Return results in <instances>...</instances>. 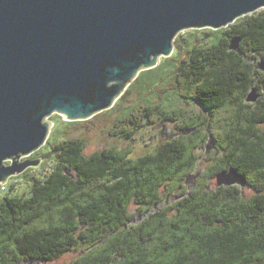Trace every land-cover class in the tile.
<instances>
[{
    "label": "trees",
    "instance_id": "16d2710c",
    "mask_svg": "<svg viewBox=\"0 0 264 264\" xmlns=\"http://www.w3.org/2000/svg\"><path fill=\"white\" fill-rule=\"evenodd\" d=\"M222 34L207 48L193 45L181 60L141 72L124 93L159 89L201 112L154 108L150 95L109 130L133 141L144 112L150 123L156 116L174 122L172 139L137 157L130 146L86 156L82 139L51 144L54 165L29 194L13 195L11 187L0 197V264H45L70 253L77 254L71 264H264V72L251 62L264 60V9ZM235 37L238 52L229 48ZM253 88L259 98L247 102ZM210 136L215 145L197 171V151ZM231 168L251 197L238 186H210Z\"/></svg>",
    "mask_w": 264,
    "mask_h": 264
},
{
    "label": "water",
    "instance_id": "95a60500",
    "mask_svg": "<svg viewBox=\"0 0 264 264\" xmlns=\"http://www.w3.org/2000/svg\"><path fill=\"white\" fill-rule=\"evenodd\" d=\"M261 9L264 0H0V185L40 164L21 159L47 143L51 116L91 119L171 57L180 32L217 31ZM258 98L253 88L247 102ZM214 145L210 136L206 152ZM214 181L246 186L233 168Z\"/></svg>",
    "mask_w": 264,
    "mask_h": 264
},
{
    "label": "rangeland",
    "instance_id": "374dc122",
    "mask_svg": "<svg viewBox=\"0 0 264 264\" xmlns=\"http://www.w3.org/2000/svg\"><path fill=\"white\" fill-rule=\"evenodd\" d=\"M227 29H229V27L217 31L211 29H190L182 31L174 41L175 47L171 57L163 58L160 61L175 63L181 60V58L185 57L186 52H188L193 47V45H195L197 48H207L216 38L223 37L222 32ZM175 49H179V53L176 57H174V54L176 52ZM251 62L259 63L261 62V58L256 57V59H252ZM166 75V73H161V78H165ZM152 91L153 90H151L150 88L147 90H142V92L136 89L131 90L129 93H127V95L123 94L124 96L122 95L123 97L121 96L112 108L96 114L89 120L77 121V124H68L66 122H63L59 118H57L59 116H56L57 114L51 116L48 119V121L52 123L48 138L49 141H47V143L43 147H41L38 151L34 152L29 157H23L21 159V161L27 159L40 160V164L37 167H31L27 169L19 176L9 178V180L4 185H0V189L2 188L0 197H3L4 193L11 189V187L13 188V192L15 193L13 195L26 196L29 194L33 180H41L42 178H44L51 171L54 165V153L51 149V144L53 143L58 144L72 139H82L85 142L84 154L86 156L110 147H117L119 149H122L124 147L130 146L132 148V157H137L143 155L145 152L152 151L157 145L175 137L179 132L177 131L174 122H164L156 116L153 119L151 118L152 123H150L149 120L144 117L146 115L144 112L137 113V116L140 117L137 119L139 120L142 127L136 131L135 135L133 136V141L112 137L110 135L109 130L112 129L117 118L121 114L126 113L128 107L145 105L144 99H149L150 95L153 96L152 98H150L149 105L154 108L159 107L161 110H169L168 106H170L171 108L182 107L189 112H196L197 114L201 112V107L195 105L191 101L187 103L186 101H183L178 97L176 98L175 96H171V94L162 95L159 89H156L153 92ZM155 94H159L161 98H158ZM62 119L65 121L64 118ZM190 133L191 131L181 132V134L183 135H188ZM212 150L213 149H211V151ZM202 152L203 155L201 154ZM206 153V148L197 151L198 155H202L200 156L198 165L196 167L197 171H200L201 169L203 170V168L207 164L206 157H208V155ZM9 163L10 161L7 162V164ZM23 174H25L26 176L23 177ZM187 186V189L189 188V190L193 188L194 185L191 179L188 181ZM210 186L213 188L216 187L214 183H211ZM243 193L246 198H249L253 195L254 192L250 188L245 187L243 188ZM130 212L136 213V207L134 205L130 207ZM142 218L143 216L140 214H137V216L135 217V219L137 220H141ZM76 257L77 254L70 253L55 262L45 264H71L72 260Z\"/></svg>",
    "mask_w": 264,
    "mask_h": 264
}]
</instances>
